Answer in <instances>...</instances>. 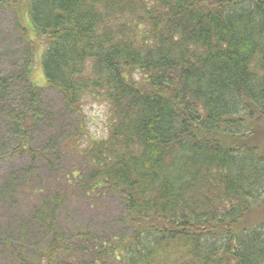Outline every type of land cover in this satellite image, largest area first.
<instances>
[{
  "label": "trees",
  "instance_id": "obj_1",
  "mask_svg": "<svg viewBox=\"0 0 264 264\" xmlns=\"http://www.w3.org/2000/svg\"><path fill=\"white\" fill-rule=\"evenodd\" d=\"M18 1L0 9L19 14ZM25 1L28 85L16 96L0 75L16 144L0 161L61 158L55 140L36 152L29 141L39 42L45 84L68 111L84 118L87 101L107 109L106 136L70 147L84 167L66 179L83 200L117 196L130 231L65 234L56 193L32 214L41 250L27 257L18 244L12 264H264V0Z\"/></svg>",
  "mask_w": 264,
  "mask_h": 264
},
{
  "label": "rangeland",
  "instance_id": "obj_2",
  "mask_svg": "<svg viewBox=\"0 0 264 264\" xmlns=\"http://www.w3.org/2000/svg\"><path fill=\"white\" fill-rule=\"evenodd\" d=\"M26 4L25 0L18 1L19 14L11 7L0 9V75L13 80L10 90L16 96L25 91L28 85L20 75L25 72L24 65L29 53L17 25L20 21L29 28ZM29 34V38L34 40L33 34ZM38 44L40 48L37 49L36 59L32 61L30 78L32 83L40 88L37 97L39 111L37 126L32 129L29 141L36 152L48 148L50 141L55 140L54 145L56 151L60 150L61 158L54 161V166L44 165L42 161L32 162L28 157L9 160L3 158L0 161V264L14 262L18 244H21L27 257H34L36 252L41 250L43 232L32 214L40 210L42 204L56 193L63 195L57 228L65 234L76 232L83 227L97 229L99 236L104 238L123 236L130 231L120 221L125 212L117 196L105 193L98 199L83 200L78 196L74 185L71 186L66 179L70 171L79 174L84 167L81 157L70 147L78 148L86 145L89 139H101L106 136L107 109L100 103L87 101L82 106L84 118L68 111L60 93L47 88L45 84L40 65L42 45L39 42ZM6 122L7 118L0 111V154L7 148L16 146L15 142L7 140ZM74 136L77 141L72 146L68 139ZM61 140L64 144L59 147ZM39 181L47 182L51 186L46 184L42 187ZM26 185L31 188L30 194L24 189Z\"/></svg>",
  "mask_w": 264,
  "mask_h": 264
}]
</instances>
